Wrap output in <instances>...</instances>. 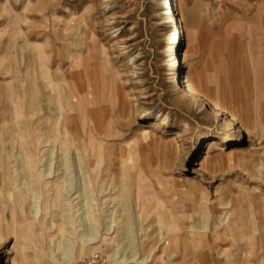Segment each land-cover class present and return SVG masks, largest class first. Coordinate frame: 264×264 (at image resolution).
I'll return each instance as SVG.
<instances>
[{
	"label": "rangeland",
	"instance_id": "rangeland-1",
	"mask_svg": "<svg viewBox=\"0 0 264 264\" xmlns=\"http://www.w3.org/2000/svg\"><path fill=\"white\" fill-rule=\"evenodd\" d=\"M167 1L0 0V115H9L7 102L35 96L49 114L57 103L71 108L75 125L64 120L52 129L49 114L37 125L41 133L78 132L70 144L78 138L84 157L69 172L76 210L83 208L77 232L81 219L90 220L85 186L94 152L87 145L94 143L106 157L95 177L125 194L117 207L129 204L112 215L101 205L100 223L113 218L131 231L132 264H264V0H171L181 21L174 67L171 25L159 15ZM187 76L195 97L184 92ZM228 131L231 140L218 137ZM9 149L0 161L7 186L0 190V264H75L91 256L115 264V244H84L54 210L16 202L26 186L19 148ZM64 234L70 261L60 254Z\"/></svg>",
	"mask_w": 264,
	"mask_h": 264
},
{
	"label": "bare ground",
	"instance_id": "bare-ground-1",
	"mask_svg": "<svg viewBox=\"0 0 264 264\" xmlns=\"http://www.w3.org/2000/svg\"><path fill=\"white\" fill-rule=\"evenodd\" d=\"M165 9H163L160 12V23L163 24H170V30H169V39H172V42L170 44V49L168 51V55L172 56L173 64L172 66L174 67L179 63V58H178V48L177 44L179 42V36H180V26H181V21L179 18V15L177 13V8L175 7L174 3L169 0L165 4ZM175 51V54L173 55V52ZM129 64L133 66V74L132 76L138 77L140 74V71L137 69L136 65V58L135 57H129ZM174 74V73H172ZM184 84L185 89L184 92L186 95L193 96L195 97L196 91L195 88L190 80V78L187 76L186 79L182 82ZM6 105L10 108V113L9 115H0V161H3L2 158L4 159V155L2 153H6L8 148L10 147L9 151L14 150V146H18L19 152L16 153L18 156L19 160V168L23 169V184L21 186H24L25 188L23 189V192H20L16 195V202H18L23 208L27 204L30 205V203L36 200V202H40L42 207V211H48V210H54L58 216L65 217L67 220V224L73 225L74 230L78 237L81 239L82 243L88 244V245H94L97 242H105V244H108L109 246H112V244H115V252L120 253L119 257L118 255L115 256L114 263L115 264H132V263H137L136 256L134 254H129L130 251L134 252V247L131 246L129 243V238H131V231L126 228L120 229L121 227L118 226V223L116 220H113V218L110 219L109 222L107 221V216L105 219L104 225L103 223H100L102 220V216L100 215V211H102L103 208H101V205L110 209V215L113 214V209L117 207V205L121 204L122 202H117L123 195H125L123 192L117 193L114 191V188H111L112 183L109 184L108 181L105 180V176L103 178L101 175H96V167H100V162L97 163L98 159L106 158L104 155L102 156V147L94 145V143L87 145L88 149H91V152H94V162L90 165V169L88 171V177H87V185L86 183V188L87 186L89 189L90 196H88L87 201L91 202L90 203V209L88 211V214L90 216V220L88 216L84 219H81L84 222L78 226V232H77V219L82 218L83 214H79L80 211H82L83 208H79L76 210V207L78 204H75V201L78 198H73L77 191L76 188L72 185L71 176H70V171H72L71 167L74 166V163L76 161L78 162V158H82L81 156L84 157V152H83V147L79 143V139L75 141V144L71 145V137H76L77 131L75 134H70L68 132L62 131L61 134L52 132L48 134L46 133H41L39 130L36 129V132L32 131L31 125L32 122L35 123V126L37 122L35 121L34 118L27 120L24 124L19 122V116L18 113L15 111L18 109V107L13 106L11 103H6ZM12 110V112H11ZM74 118L68 117V122L71 126L75 125L76 122L73 121ZM61 121V117H60ZM163 123H167L164 121ZM21 124H23L25 127H23ZM34 126V127H35ZM26 128L28 130V133L31 134H26V133H21V129ZM71 131V130H70ZM72 132V133H73ZM149 133L146 131V134ZM222 135V137L220 136ZM233 132L228 131L226 133H221L218 134V137L220 136L223 139L231 140L233 138ZM100 137V136H99ZM217 137V136H216ZM217 137V138H218ZM101 138V137H100ZM85 139V138H84ZM27 141L30 142V144H27ZM86 143V141H85ZM91 143V142H90ZM215 143V142H214ZM214 143L212 141H209L208 143V151L207 154H210L212 151V148L214 146ZM177 145V144H176ZM50 146V147H49ZM85 146V145H84ZM49 147V148H47ZM85 148V147H84ZM86 149V148H85ZM56 150V152H55ZM87 150V149H86ZM58 153L57 157L55 154ZM53 156V158L51 157ZM59 158V159H58ZM208 156H205V160L202 161L201 165L203 168L207 166L206 163ZM83 159V158H82ZM57 160V161H56ZM56 161V163H55ZM109 161V160H108ZM80 162V161H79ZM55 163V167L52 168V165ZM87 165V164H86ZM99 165V166H98ZM4 166V165H3ZM0 165V190L1 191H6L7 186L5 185V180L2 178L4 174V167ZM107 168L106 170H103L105 173L110 171V166L109 162L106 163L104 166ZM82 169V168H81ZM58 172V173H57ZM75 172V170L73 171ZM71 172V174H74ZM51 178V179H50ZM53 178V179H52ZM22 180V179H21ZM108 182V183H107ZM104 185H106L104 187ZM72 187V188H71ZM85 188V190H86ZM82 190V189H81ZM75 191V192H73ZM73 192V194H72ZM88 194V195H89ZM82 196V193L80 194ZM45 199V200H44ZM127 199V198H126ZM44 200V201H43ZM84 199H82L83 201ZM50 201V202H49ZM79 202V203H82ZM97 201V202H96ZM111 203L113 205L110 207ZM37 204V203H36ZM80 205V204H79ZM129 204H126L123 202V206H118V212L123 211L126 212L129 208ZM40 206V205H39ZM75 209V210H74ZM33 211V210H32ZM52 211V218L50 220V226L49 224L47 225V229L54 231V225L58 224V221H56V217H54ZM104 211V210H103ZM85 212V211H84ZM77 214H79L77 216ZM86 214V213H85ZM101 219V221H100ZM79 221V220H78ZM88 221H90L89 224H85ZM124 221V220H123ZM44 223V219L42 220ZM66 222H62L63 224ZM61 224V223H59ZM61 224V225H63ZM103 226V227H102ZM65 228V226H64ZM64 228H59V232H63L62 230ZM80 228H84L83 230L80 231ZM68 229V228H67ZM65 230V229H64ZM57 231V230H55ZM80 231V232H79ZM55 233V232H54ZM55 235H51V239L54 241ZM124 238H127V242L123 244L124 251L121 252L117 250L118 248V242H122ZM67 239L66 235L64 234L61 238H59V246L61 247V253L67 260H71V254L72 249L67 247V243H65V240ZM67 244V245H66ZM121 248V247H120ZM121 248V249H123ZM70 256V257H68ZM63 259V258H62ZM145 262V261H144Z\"/></svg>",
	"mask_w": 264,
	"mask_h": 264
},
{
	"label": "crops",
	"instance_id": "crops-1",
	"mask_svg": "<svg viewBox=\"0 0 264 264\" xmlns=\"http://www.w3.org/2000/svg\"><path fill=\"white\" fill-rule=\"evenodd\" d=\"M36 91V90H35ZM39 91V90H38ZM37 94V93H36ZM48 99H49V103H50V98H49V95L46 96ZM7 103H10V102H7ZM13 104V103H12ZM13 106H16V105H12ZM57 111H56V114H49L50 111L46 112L44 111L45 110V106L42 105V102L40 99H38L36 96L34 97V100L33 101H29L28 103H25L22 105V103L20 102L16 107H18L17 110H15L17 113H18V116H19V119H24V118H28L31 119V118H34L35 121L37 123H39L38 119L39 117H43L45 116V114H49L51 116V119H54V120H51L52 121V129H55V128H62V125L61 123L65 120H68V117L69 119L72 117L73 118V115L70 116V112H71V108L69 106H66V104H61V103H57ZM8 107V106H7ZM25 110H27L28 114L25 115ZM12 111V110H11ZM44 111V112H43ZM53 113V112H51ZM60 117H61V121H60ZM37 118V119H36ZM67 122V121H66ZM34 123V122H33ZM60 123V124H59ZM51 124V123H50ZM57 124V125H56ZM61 125V126H59ZM67 125H69V123H67ZM35 126V124H34ZM40 126H38L36 124L35 126V130L34 132H36V129H39ZM70 127V126H68ZM71 132V131H69Z\"/></svg>",
	"mask_w": 264,
	"mask_h": 264
},
{
	"label": "built area",
	"instance_id": "built-area-1",
	"mask_svg": "<svg viewBox=\"0 0 264 264\" xmlns=\"http://www.w3.org/2000/svg\"><path fill=\"white\" fill-rule=\"evenodd\" d=\"M75 264H108V263L106 262V260L99 261L98 256H91L88 258H84Z\"/></svg>",
	"mask_w": 264,
	"mask_h": 264
}]
</instances>
